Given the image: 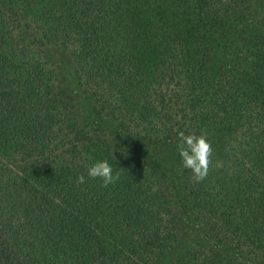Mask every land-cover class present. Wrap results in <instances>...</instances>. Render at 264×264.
<instances>
[{"label":"trees","instance_id":"trees-1","mask_svg":"<svg viewBox=\"0 0 264 264\" xmlns=\"http://www.w3.org/2000/svg\"><path fill=\"white\" fill-rule=\"evenodd\" d=\"M0 264H264V0H0Z\"/></svg>","mask_w":264,"mask_h":264},{"label":"clouds","instance_id":"clouds-1","mask_svg":"<svg viewBox=\"0 0 264 264\" xmlns=\"http://www.w3.org/2000/svg\"><path fill=\"white\" fill-rule=\"evenodd\" d=\"M178 139L177 151L183 168L190 170L194 182L204 181L213 167V148L208 138L203 134L190 133L186 135L183 131H179ZM221 166L220 162L215 163L216 168ZM87 177L101 181V186L106 188L119 181L120 174L119 171L114 174L113 166L107 160H101L92 163L87 168ZM85 182L84 175L77 177L78 184H84Z\"/></svg>","mask_w":264,"mask_h":264},{"label":"rangeland","instance_id":"rangeland-1","mask_svg":"<svg viewBox=\"0 0 264 264\" xmlns=\"http://www.w3.org/2000/svg\"><path fill=\"white\" fill-rule=\"evenodd\" d=\"M87 116L90 117L91 119H95L93 116V114L87 109ZM171 175V176H170ZM167 176H168V179H169V183H170V186H171V191L173 192V194L176 195V199H177V202L178 203H182L181 202V197H180V192L178 190V185H177V181L175 180V178L173 177V174L171 171H168L167 172ZM183 222H184V226H185V229L187 230L188 234L190 235V239L193 241H202L200 238H199V234L198 232L196 231L195 227H194V224L191 222L189 216L187 215L186 212H184V218H183Z\"/></svg>","mask_w":264,"mask_h":264}]
</instances>
